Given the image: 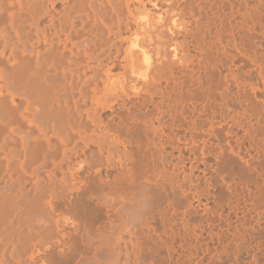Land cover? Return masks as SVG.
I'll return each instance as SVG.
<instances>
[{"label":"bare ground","instance_id":"1","mask_svg":"<svg viewBox=\"0 0 264 264\" xmlns=\"http://www.w3.org/2000/svg\"><path fill=\"white\" fill-rule=\"evenodd\" d=\"M0 264H264V0H0Z\"/></svg>","mask_w":264,"mask_h":264}]
</instances>
